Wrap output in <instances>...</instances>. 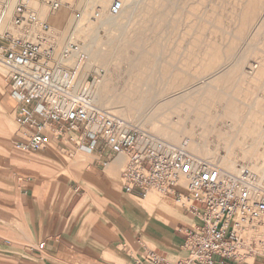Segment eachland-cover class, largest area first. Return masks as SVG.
<instances>
[{
    "label": "rangeland",
    "instance_id": "rangeland-1",
    "mask_svg": "<svg viewBox=\"0 0 264 264\" xmlns=\"http://www.w3.org/2000/svg\"><path fill=\"white\" fill-rule=\"evenodd\" d=\"M112 1L63 0L54 13L34 6L59 45L76 29L81 50L68 63L74 69L73 80L80 85L95 77L100 108L172 144L185 140L188 151L198 157L227 170L243 165L264 175V0H120L121 14L111 18ZM0 70L2 218L4 187L31 174L42 156L15 149L28 136L17 121L16 104L8 94V71L1 63ZM52 143L71 154L72 162L88 154L77 152L64 138ZM122 164L116 159L102 167L106 187H120ZM117 193L129 207L114 203V218L123 217L135 228L150 218L174 231V220L157 210L161 200L190 218L178 203L157 191L147 197L152 201L149 210L143 201ZM9 244L5 241L0 248L5 264L15 259L7 251Z\"/></svg>",
    "mask_w": 264,
    "mask_h": 264
},
{
    "label": "built area",
    "instance_id": "built-area-1",
    "mask_svg": "<svg viewBox=\"0 0 264 264\" xmlns=\"http://www.w3.org/2000/svg\"><path fill=\"white\" fill-rule=\"evenodd\" d=\"M62 2L0 1V63L8 71L17 121L28 132L15 149L36 152L64 138L77 152L97 156L101 167L120 159L118 183L125 194L146 199L157 191L197 220L184 230L182 259L169 263L146 250L137 264H264V175L243 165L224 169L189 152L185 140L172 144L100 108L95 77L73 83L68 63L80 54V41L71 33L59 45L34 7L54 13ZM122 9L114 0L108 15L116 18Z\"/></svg>",
    "mask_w": 264,
    "mask_h": 264
},
{
    "label": "crops",
    "instance_id": "crops-1",
    "mask_svg": "<svg viewBox=\"0 0 264 264\" xmlns=\"http://www.w3.org/2000/svg\"><path fill=\"white\" fill-rule=\"evenodd\" d=\"M31 153L42 156L31 174L18 178L13 187H4L0 248L5 241L10 243L6 248L15 257L13 264H137L146 250L169 263L185 256L184 230L189 221H196L186 211L190 218L161 200L157 210L174 220V231L161 226L160 220L149 222L150 218H133L140 220L135 228L123 217L114 218L111 206L119 201L127 207V200L119 198L117 191L125 194L121 187H106L101 182L104 170L97 156L87 154L72 162L52 142ZM125 195L128 200L143 201L146 210L152 206L148 198ZM40 244H44L42 249ZM0 264H5L2 259Z\"/></svg>",
    "mask_w": 264,
    "mask_h": 264
},
{
    "label": "bare ground",
    "instance_id": "bare-ground-1",
    "mask_svg": "<svg viewBox=\"0 0 264 264\" xmlns=\"http://www.w3.org/2000/svg\"><path fill=\"white\" fill-rule=\"evenodd\" d=\"M123 8H124V7H123ZM97 14H98L99 17H100V14H99V13H97ZM111 18H113V17H111ZM104 21L108 22V20L105 19V20L102 21L103 24H105ZM103 24H102V25H103ZM75 33H76V29H74V30L72 31V34H75ZM0 71H1V70H0ZM78 73H79V72H77L76 74H78ZM73 75H74V74H73ZM73 83H74V85H76V86L79 85V82H78L76 79L73 80ZM199 83H200V82H199ZM94 99H95V102H97V103L101 102V98H100L98 95L95 96V92H94Z\"/></svg>",
    "mask_w": 264,
    "mask_h": 264
}]
</instances>
